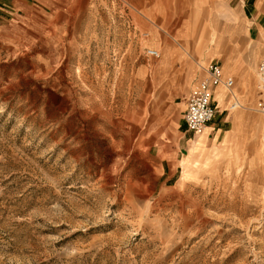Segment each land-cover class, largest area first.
<instances>
[{
  "label": "rangeland",
  "instance_id": "obj_1",
  "mask_svg": "<svg viewBox=\"0 0 264 264\" xmlns=\"http://www.w3.org/2000/svg\"><path fill=\"white\" fill-rule=\"evenodd\" d=\"M212 1L30 0L34 21L10 22L0 264H264V122L257 141L239 119L222 148L185 135L208 66L199 32L221 39L213 59L249 48L242 18ZM258 103L246 113L264 120Z\"/></svg>",
  "mask_w": 264,
  "mask_h": 264
},
{
  "label": "crops",
  "instance_id": "obj_2",
  "mask_svg": "<svg viewBox=\"0 0 264 264\" xmlns=\"http://www.w3.org/2000/svg\"><path fill=\"white\" fill-rule=\"evenodd\" d=\"M47 1L52 2V0ZM32 5L34 4L31 3L30 0H0V38L4 37L8 32L11 26L10 22L34 21L33 19H29V11L33 9ZM211 7L212 9L217 10H228L227 19L229 21H233L235 17L242 18L245 23L249 48L246 50L233 49L231 52H228L227 50L225 51V58L220 56L219 59H213V55L219 54L223 51L221 39L219 37L216 39L214 35H207L205 34V31L199 32V42L204 44L203 51L204 54L207 55L206 58H204L205 66L207 64L208 66L211 64L220 66L225 77L234 80V86L231 90H227L223 86L217 87L213 90V106L216 110V118L214 121L216 122L213 121L212 126L209 125L205 132L200 136L189 133L187 129L185 130V135H192L193 138H191L192 140H190V143H199L201 146H208L210 144L208 149L213 148L214 145L222 148V144L228 140L229 136L234 131V127L236 128L238 126L239 119H241L243 125L247 124L253 129L252 138L260 141L259 137L256 135L255 124L256 119L261 120L262 122H264V120L261 117L247 115L246 111H250L249 108L252 107L257 100L260 101L263 97L260 90V82L257 93L254 69L258 61V68L260 63L264 61V0H214L210 4V8ZM236 11L238 12L236 13ZM44 18L45 21H49L46 17ZM185 21L189 20L186 19ZM184 26L188 31H183L181 37L187 42V37H191L192 34L196 32L195 29H191L192 27L190 24L186 25L185 23ZM184 35H186V37H184ZM152 36L159 40L156 30L152 31ZM158 44L157 41H152V49L154 50ZM174 49L177 53L173 58L179 60L184 58V55H182L176 47ZM173 58L170 57V59ZM164 62H168L167 55H165ZM200 69L199 76L201 78L194 87L207 76L206 67L201 65ZM242 138L243 133H241L237 140L239 141Z\"/></svg>",
  "mask_w": 264,
  "mask_h": 264
},
{
  "label": "built area",
  "instance_id": "obj_3",
  "mask_svg": "<svg viewBox=\"0 0 264 264\" xmlns=\"http://www.w3.org/2000/svg\"><path fill=\"white\" fill-rule=\"evenodd\" d=\"M146 56L152 60L160 59V53L156 50H147ZM207 76L199 82L189 93L186 99V110L183 121L189 133L200 136L216 118V110L213 106V90L223 86L231 90L234 86L232 78H226L220 66L211 64L206 67ZM258 78L262 99L258 103V111L264 115V61L258 68Z\"/></svg>",
  "mask_w": 264,
  "mask_h": 264
},
{
  "label": "bare ground",
  "instance_id": "obj_4",
  "mask_svg": "<svg viewBox=\"0 0 264 264\" xmlns=\"http://www.w3.org/2000/svg\"><path fill=\"white\" fill-rule=\"evenodd\" d=\"M182 167H183V166H182ZM186 177H187V173H186V171H184V174H183L182 180L184 181V180L186 179Z\"/></svg>",
  "mask_w": 264,
  "mask_h": 264
}]
</instances>
